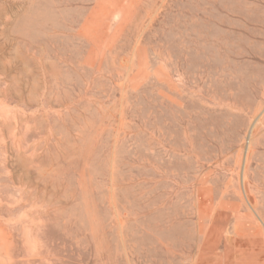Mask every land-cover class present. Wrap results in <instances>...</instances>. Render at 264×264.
Wrapping results in <instances>:
<instances>
[{"label":"rangeland","instance_id":"374dc122","mask_svg":"<svg viewBox=\"0 0 264 264\" xmlns=\"http://www.w3.org/2000/svg\"><path fill=\"white\" fill-rule=\"evenodd\" d=\"M263 127L264 0H0V264H264Z\"/></svg>","mask_w":264,"mask_h":264},{"label":"bare ground","instance_id":"6f19581e","mask_svg":"<svg viewBox=\"0 0 264 264\" xmlns=\"http://www.w3.org/2000/svg\"><path fill=\"white\" fill-rule=\"evenodd\" d=\"M134 18V17H133ZM148 28V27H147ZM87 37H89V40L92 41L93 40V29H92V25L87 26V33H86ZM264 128V127H263ZM12 132V131H11Z\"/></svg>","mask_w":264,"mask_h":264}]
</instances>
